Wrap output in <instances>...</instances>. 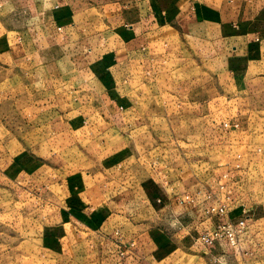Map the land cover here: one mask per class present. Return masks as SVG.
Returning <instances> with one entry per match:
<instances>
[{"label":"rangeland","instance_id":"rangeland-1","mask_svg":"<svg viewBox=\"0 0 264 264\" xmlns=\"http://www.w3.org/2000/svg\"><path fill=\"white\" fill-rule=\"evenodd\" d=\"M24 2L0 0V51L13 53L0 57V264H86L65 235L66 218L75 216L64 190L70 177L101 184L105 216L120 214L105 227L127 239L145 222L166 223L164 208L145 196L147 188L166 179L169 192L190 188L220 167L237 174L230 193L239 196L234 204L245 208L247 220L233 246L243 263L264 264V70L255 69L264 61L235 59L211 70L203 60L201 66L185 61V73L177 74V60L169 59L168 90L162 91L160 72L151 70V62L162 61L146 54L105 69L76 54L81 43L74 40L66 48L62 38L51 50L37 43L36 50L28 48ZM60 2L81 17L102 0ZM82 45L86 52L110 46ZM193 73L220 87L212 108L177 106L172 86L179 75ZM118 92L132 98L131 106L106 114L107 100ZM224 122L230 123L227 133ZM243 127L257 134L239 138ZM121 159L123 174L112 178L106 170ZM162 247V264H198L168 238Z\"/></svg>","mask_w":264,"mask_h":264},{"label":"crops","instance_id":"crops-1","mask_svg":"<svg viewBox=\"0 0 264 264\" xmlns=\"http://www.w3.org/2000/svg\"><path fill=\"white\" fill-rule=\"evenodd\" d=\"M60 3V0H25L23 5L29 14L26 19L30 30L24 36L28 48L36 50L37 43L38 48L51 50L61 38L65 41L60 42L61 46L66 48L74 40L81 43L76 54L84 55L90 65L105 69L116 68L128 57L130 60L132 56L146 54L151 61H162L161 64L151 62V70L162 76L159 83L162 91L168 90L165 76L170 68L164 62L169 59L177 60V69L173 67L177 74L185 73V61L199 60V66L203 60L210 70L229 63L232 66L235 59L264 61V0H102L84 9L81 17L69 2ZM94 9L96 14L92 12ZM57 25H62L64 30L57 31ZM87 42L109 43L110 46L101 51L93 45L90 52H86L81 47ZM0 57L13 58L12 50L3 49ZM255 69L264 70V63ZM195 75L193 73L192 78L179 75L174 82L177 106L192 107V110L198 107L200 111L206 106L212 108L220 87L215 79L200 82ZM131 104L128 94L118 92L107 100L105 113L114 116L122 111L121 107ZM249 128H239L238 137L251 139L257 134ZM228 129L230 126L224 122L221 130L227 133ZM124 162L121 159L106 173L119 178L126 167L122 165ZM236 176L234 170L230 172L220 167L196 186L185 188L184 185L174 192L168 191V179L161 184L157 182L155 188H147L145 196H151L164 208L160 214L165 216L166 223L157 226L145 222V227L128 235L127 239L114 238L105 227L120 214L105 216L107 202L101 184L91 182L89 177L80 181L70 177L65 181L64 190L66 196H70L69 206L75 216L66 218V238L86 264H162L160 252L165 249L162 247L164 238L174 242L178 250L192 252L198 257V264H245L233 244L227 241L205 243L199 238L205 229L221 219L218 215H207L204 210L208 192H215L224 200L230 195L228 217L232 220L244 215L245 208L234 204L240 202L239 196L230 193H233L231 183L238 180ZM159 187L166 190L163 192ZM148 200L152 201L149 197ZM242 205L247 206L246 202Z\"/></svg>","mask_w":264,"mask_h":264},{"label":"built area","instance_id":"built-area-1","mask_svg":"<svg viewBox=\"0 0 264 264\" xmlns=\"http://www.w3.org/2000/svg\"><path fill=\"white\" fill-rule=\"evenodd\" d=\"M229 122L225 125L229 126ZM237 125V123L235 122ZM189 195H187V198ZM206 199L208 203L205 204L204 210L207 215H218L221 219L210 228L204 230L200 235V240L205 243H214L216 241H227L235 245L240 237V232L246 226V218L242 215L237 220H232L228 217L230 195L227 200L221 199L219 194L215 192H208Z\"/></svg>","mask_w":264,"mask_h":264}]
</instances>
